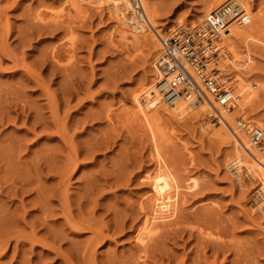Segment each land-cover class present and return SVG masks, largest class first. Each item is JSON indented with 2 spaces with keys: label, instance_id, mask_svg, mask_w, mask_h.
I'll list each match as a JSON object with an SVG mask.
<instances>
[{
  "label": "rangeland",
  "instance_id": "obj_1",
  "mask_svg": "<svg viewBox=\"0 0 264 264\" xmlns=\"http://www.w3.org/2000/svg\"><path fill=\"white\" fill-rule=\"evenodd\" d=\"M65 1L0 0V237L9 238L6 252L0 250V264H65L63 256L84 264L83 252L91 235L64 222L62 193L68 196L76 220L86 218L100 228L111 227L118 212L122 217L124 211L129 214L134 207L136 211L140 200L155 194L157 174H163L160 179L169 195L166 204L174 209V218L170 216L174 220L167 219L163 226L172 222L175 226H161L160 245L152 247L158 260L151 258L145 264H264V191L252 170L248 172L234 155L231 129L226 127L227 141L225 134L217 139L213 136L221 125L217 112L197 114L193 109L197 115L191 112L181 119L159 113L149 123L153 131L148 130L134 116L132 97L145 79L155 77L149 67L159 51L146 46V41L134 40L133 44L139 43L135 48L128 46L129 39L120 40L107 8H89L80 18ZM246 1L250 13L264 14V0ZM206 2L142 1L153 9L162 37L170 36L177 23L192 27L195 21L200 26L198 16ZM125 28L130 30L128 25ZM253 36L247 44H236L242 54L250 53L251 70L244 78L255 82L259 91L244 114L253 125L246 130L248 136L254 128L264 131V29ZM217 66L223 76L234 74L221 69L220 61L209 69L217 70ZM158 110L160 106H151L150 113ZM107 114L110 120L104 117ZM238 114L234 111V117ZM62 128L81 151L82 162L64 185H58L66 154L58 131ZM258 145L264 147L262 141ZM234 161L240 164L239 170L232 166ZM231 173L241 179L240 184ZM40 206L51 209L46 221ZM25 223L33 225L37 236L53 239L54 246L31 243L22 235L18 248L15 232L28 231ZM127 226L121 232L110 230L108 241L95 247L92 264L139 263L134 256L133 229ZM199 233L208 237L203 235V239Z\"/></svg>",
  "mask_w": 264,
  "mask_h": 264
},
{
  "label": "bare ground",
  "instance_id": "obj_2",
  "mask_svg": "<svg viewBox=\"0 0 264 264\" xmlns=\"http://www.w3.org/2000/svg\"><path fill=\"white\" fill-rule=\"evenodd\" d=\"M139 1L141 3L142 10H143V13H144V21L142 23H140V24L138 23L134 27H130L129 26V22L134 19L133 18L134 15H133V11L130 10V8H128V3H127L126 0H66L65 3L67 4L68 9L70 11L74 12L75 15H77V17H80V18H82V17L84 18L86 16L87 12L89 11V8L92 9V10L93 9H97L98 10V9H100L102 7L107 8L108 12L111 15V17L114 19L113 21L115 22V26H116L115 30L118 31L117 33L120 35V38H119L120 40L122 39V41H125V40L129 39L131 42L128 43V46H132V47H134V46L139 44V43H137V44L134 43V44H136V45H134L132 43L134 40L146 41V42H148V45L146 43V46H148L149 48H155V50L159 51L158 52L159 55L155 54V56L153 57V61H150V67H149L150 71L153 73V75L155 77L153 79L152 78L151 79L150 78L149 79H145L144 82H143V85L141 86V89L140 90L138 89L139 92L137 94H134L133 97H132V101H133V104H134V107H135L134 108L135 109V111H134L135 115L134 116H136L135 118H137V120L139 119L138 121L143 122L147 126L148 130L153 131L152 130L153 128L149 127V126H151V124H149V123L153 122V120H157L158 116H160L161 113H163L164 116L165 115H167V116L170 115L171 118L172 117H174V118L176 117L177 119H179V118L181 119L182 117H184L187 114L190 115L191 112H192L191 114L193 115V112L195 111V110L193 111V109H196V113L197 114L209 112V110H211V111L215 110V112H217V116L219 117V123H221V125L218 124L219 127L217 126L218 128H217V130H215L216 133L215 134L213 133L214 134L213 136L217 137V139H220L219 136L222 135V134L223 135L225 134L224 138L227 141L228 139H226V138H229V136H227V134H226V127L227 128L229 127V130L231 129V131H232L231 133H233V139H234V140L231 139L233 141L232 146H233V150H234V153H235L234 155L237 156V158H238L237 160H239L238 162L242 163L243 166L246 167L247 171L248 170H252L251 172L253 173L254 176L252 174L250 176H253L255 179H257L259 181V184L261 185V189H262V191H264V151H261V152H258V153L255 152V150L256 151H260L261 149H264V147H262V146L259 147V145L252 143L250 136H248L247 133H246V130L248 131L249 130L248 128L252 127L253 125H252V123H250V121L246 120L245 115H244L246 113L245 112L246 108L253 103V101L255 100L256 96L258 95L257 93L259 91L257 89L258 87H257V84L255 82H249L248 79L244 78V75L246 74V72L248 73V71L251 70L250 67H251V64H252V59H251V57L249 55L250 53L247 50L244 54H242V52L240 51L241 52L240 53L238 51L239 49H237L239 47V46L237 47V45L239 44L238 41L240 43H244L245 42V44H247V41H248V43H249V40L253 41L252 40V39H254L253 38L254 37L253 34L255 32H257L258 29H260V28L264 29V14H262V15L261 14L254 15V14L250 13V5H249V3L246 0H207L202 14L198 16V24H200V26L203 25L205 20L210 18L211 15H214V13L220 12L228 4H235L236 3V4L239 5V11H242L241 22H237L236 20H233V21L229 22V24L226 25L224 28H220V25H218L217 26L218 35L212 38V44H213V46L216 49V55L212 58L216 62L215 64H217V62L220 61V68L221 69H229V70H231L234 73V74L228 75V76L224 75L225 76L224 77L223 75L220 74V70H219V68L217 66V70L218 71L217 70L216 71H217L218 77L220 78V80L225 82V84L229 87L232 99H231V101L229 102L228 105L222 106V105L217 104L213 100L211 95H209L207 93H204L203 97L205 98V100H202V101H199V100H186V99H177L176 100L175 99L173 103L167 104L164 101L162 102V99H161L159 93L157 92V90L155 88V82H156V80L159 77V72H158L157 67H156V61H157L158 57L160 56V54L162 52L161 45H160V48H159L156 40L159 41V43H160L161 39H166L167 37L166 36L162 37V34L158 31V28L156 29V24L157 23L155 24V22H154V17L155 16H154V12L152 11L153 9L151 10L150 7L144 6L143 3H142L143 0H139ZM194 22L191 23L192 27H186V26L185 27L189 28V29H194L197 26V24L194 23ZM125 25H128L130 30L126 29ZM176 26H179L178 23L176 25H173L174 28ZM173 31L171 30V34L173 33ZM224 31H226V32H224ZM220 40H221V43L219 45L218 43H219ZM255 43H257V42H255ZM246 47H247V45H246ZM135 48H137V46ZM221 48H223V49H222V53L220 54ZM218 51H219V53H218ZM211 69H209V70H211ZM154 80H155V82H154ZM51 104H53V103H51ZM153 105L154 106H160V110L155 111L153 113H150L151 106L154 109ZM52 108H53V106H52ZM234 111L236 113L240 114V115L238 114L239 117H234L235 116L234 115ZM196 113L194 115H197ZM202 115H204V114H202ZM134 116L131 117V118H134ZM170 116H169V118H170ZM104 117H106L108 120H110V118H111L110 114H107ZM231 119L234 120V122H233L234 124L232 123ZM52 121H53V119H52ZM204 124L205 123H202L203 126H204ZM58 125H59V123H58ZM58 125H56V127ZM262 126H264V125H262ZM64 128L58 129V131L62 133V134L60 133V135H62L61 138H62V140L64 139L63 141L65 142V146H66V149H65L66 150V154L63 157L64 159L61 161V166L60 167H62V169L59 172L58 181H57V184L59 183L61 185L68 180L70 175H72L74 173V171L78 168L79 163L82 162L79 159V155H80L81 151L79 152V150L76 148V145H74L73 141L71 139L67 138L68 135L65 134L67 131L64 130ZM150 128H152V129H150ZM145 129H146V127H145ZM202 129H203V127H202ZM148 130H146L147 134H149V132H150ZM260 130L262 131V129H260ZM204 131H205V129H204ZM262 133H264V131H262ZM151 134H152V132L150 133V135ZM68 137H70V135ZM246 137H247V139H246ZM147 138L150 139V136L147 137ZM224 138H221V139H224ZM262 143H264V138H262ZM87 150H88L87 152H89L90 149L88 148ZM85 152H82V153H85ZM87 154H89V153H86L85 155H87ZM232 154H233V151H232ZM238 162L237 161L232 162L233 163L232 166L236 170H239V167H240V164ZM154 173L157 174V171L154 172ZM160 173H161V171H160ZM162 175L160 176L159 174H157L155 176V178L157 180V182H156L157 184L155 183L156 184V186H155L156 188H155V192H154L155 194H153L151 196H148L146 199L144 198V200H140L137 203L136 211L134 210L135 207H134V209H132L135 212L130 211L129 214L128 213L124 214V212H125L124 211V212H122V215H123L122 217L119 214V212L117 214L120 215V216H118L117 214H114V215H117V217H114V219L116 218V220H114L112 218L114 223H113V225L111 227L105 225L102 228H100L95 223H93V221H89L86 218H85V220L84 219L76 220L75 217L71 213L72 210L69 209L70 205L68 206V196L65 195L66 193H62V195L64 194L63 197L65 196L64 197L65 204L62 202V205H61V207H62L61 211H62V214H63L64 222L67 225L71 226V227L73 226L75 229L81 231L82 233L89 232L90 235H91L88 243L85 246L84 252H83V258L85 260L84 264L85 263L86 264H92L91 263L92 262L91 259H92L93 253H95L94 252L95 251V247L96 246H100V244L102 242L106 241V240L108 241V239L112 236V235L109 234L110 230L113 229V232H119V231L121 232L126 227V224H130V226L129 227L127 226V227L129 229H133V236L132 237H133V240H134L135 261L137 260V262H139L140 264H145L151 258L154 261H156V259L158 260V258L155 257V254L152 253V251H153L152 247L156 246V244L160 245V242H161L160 240L162 239V237L160 239V232L163 231L161 229H163L164 226H166V225L170 226L169 224H171V223H169V224L166 223V225L163 226V224H165L164 221H166L167 219H169V221H171L172 220L171 218L174 215V214L172 215V213H171L172 211H174V209H172V211H171L170 210L171 208L168 205V203L166 204V200H167L166 199V195L168 194V191H165L163 182H161L160 177H162ZM147 177H149V176H147ZM25 178H24V180H25L24 182H28L26 180L27 178L26 179ZM115 178L118 179V177H115ZM127 178H128V176H127ZM127 178L123 179L125 183H126L125 180ZM148 179H150V177ZM113 180H115V179H113ZM116 181H120V178H119V180H116ZM128 181H130V179H128L127 182ZM23 185L24 184H21L20 190L23 188ZM152 186H153V184H152ZM14 191L16 192V189ZM151 192H153V191H151ZM171 195L172 194H170V196ZM173 195H174V193H173ZM175 195H176V193H175ZM167 196H169V195H167ZM62 199L63 198H61L60 201H62ZM44 200H46V199H44ZM93 201H94V199H93ZM169 201H171V200H169ZM133 202H136V201H133ZM94 204L95 203H93V205ZM126 204H127V202H126ZM170 205H173V204H170ZM41 207L42 206H40V208ZM44 207H46V206H44ZM48 208L49 207H47V209L44 208L45 210L42 209L43 211H40V212H43L44 215H46L45 216V221H46V217H48V215H49L48 213H50L48 211H51V209H48ZM122 210H123V208H122ZM129 210H130V208H129ZM116 211H117V209H116ZM175 211H176V209H175ZM45 212H47V213L45 214ZM176 212H175V214H176ZM133 213H135L136 215H134ZM138 213L140 215L139 216L140 219H138V221L135 224L134 223L131 224L133 219L135 220V219L138 218ZM203 213H207V212H203ZM51 214H52V212H51ZM170 216H172V217H170ZM119 217H121V218H119ZM43 218L44 217H42L41 219H43ZM202 218H204V217H202ZM129 219H131L129 221L130 223L128 222ZM176 221H175V223H176ZM42 224H43V222H42ZM173 224L174 223L172 222L171 226ZM179 224H181V223H179ZM25 226L29 228L28 231H26L25 229H21L22 231H16L15 232L14 238L16 239V242H17L16 246H18L19 243L20 244L22 243V242H19V238L23 237L22 235H27V237H28L27 239H29V241L31 243H34V242L40 243V244H42V245H44L46 247H51L50 245L54 244L53 243L54 242L53 239H49V238H47L45 236H43V237L42 236H37V233L34 232V227H33L32 224L29 223V225L27 226V223H25ZM161 226H163V228H161ZM174 226H175V224H174ZM198 226H199V224H198ZM203 227H204V225H203ZM168 229H170V228H168ZM178 230H182V229H178ZM191 230H192V228H191ZM208 230H210V229H208ZM203 232H204V230H203ZM165 233H167V231ZM162 234H163V232H162ZM205 234H203V235H205ZM201 235L202 234H200V236ZM203 235L201 236L202 238H203ZM207 235H209V234H207ZM171 236H173V234ZM205 236H204V238H205ZM10 237H12V236H10ZM206 237H208V236H206ZM201 239L199 241V244H202ZM208 239H210V238H208ZM205 240H202V241L205 242ZM215 240L216 239H214L213 243L216 242L217 245H219L217 240L216 241ZM218 241H220V240H218ZM207 242H209V241H207ZM221 243H222V241H221ZM164 244L165 243L163 242L162 245H164ZM8 245H9V238H1L0 237V250L2 249L3 252H6V249L8 248ZM209 246H211V245H209ZM157 247H161V246H157ZM18 248H19V246H18ZM216 248H217V246H216ZM57 249H58V247H57ZM161 249H162V247H161ZM157 250L159 251L160 249L158 248ZM157 250L155 251V249H154L155 253L158 252ZM163 250H165V249H163ZM200 250H202V249H200ZM214 251H215V249H214ZM214 251H212V253ZM87 252L89 253V255L87 254ZM132 253H133V251H132ZM160 253H158V254H160ZM164 253H166V252H163V254ZM163 254H161V255H163ZM200 254H203L202 251H201ZM204 254H203V257H204ZM61 255H62V253H61ZM63 257L65 259H67L65 261L62 259L65 262V264H75L70 259L66 258L65 256H63ZM158 257H159V255H158ZM200 257H202V256H200ZM209 257H210V254H209ZM127 258L129 259V257H127ZM204 258H205V260L208 259V258H206V255H205ZM200 260L202 261V259H200ZM212 260H213V258H212ZM235 260H237V259H235ZM196 261H197V259H196ZM209 262H210V260H209ZM125 263H126V261H125ZM194 263H195V261H194ZM204 263H206V262H204ZM236 263H234V264H236ZM133 264H134V262H133ZM232 264H233V262H232Z\"/></svg>",
  "mask_w": 264,
  "mask_h": 264
},
{
  "label": "built area",
  "instance_id": "obj_3",
  "mask_svg": "<svg viewBox=\"0 0 264 264\" xmlns=\"http://www.w3.org/2000/svg\"><path fill=\"white\" fill-rule=\"evenodd\" d=\"M126 1L134 15L129 26L134 27L144 21L142 6L139 0ZM241 16L238 4H228L206 19L203 25L194 29L179 25L170 36L161 39L162 52L156 61L159 77L155 88L162 101L171 104L175 99L202 100L204 93H207L217 104H229L232 99L229 87L220 80L216 69L209 70V66L216 63L212 59L216 55L212 38L218 35V25L224 28L233 20L241 22ZM250 138L252 143L258 145L264 133L254 128ZM232 175L240 184L241 179Z\"/></svg>",
  "mask_w": 264,
  "mask_h": 264
}]
</instances>
